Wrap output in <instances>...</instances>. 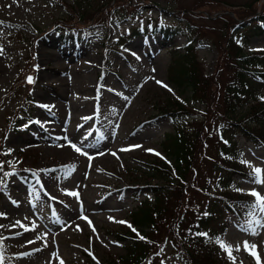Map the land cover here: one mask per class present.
Wrapping results in <instances>:
<instances>
[{"label":"rangeland","instance_id":"rangeland-1","mask_svg":"<svg viewBox=\"0 0 264 264\" xmlns=\"http://www.w3.org/2000/svg\"><path fill=\"white\" fill-rule=\"evenodd\" d=\"M167 1H172L177 7L176 0H150L149 5L141 10L144 16L148 15L150 9L155 10L154 13L159 12L153 3L164 2L161 7L165 8ZM180 2L192 6L195 0ZM228 3L237 6L246 3V0H229ZM0 5L1 18H12L17 24V27L12 25L6 33L0 25V45L10 38L6 51L0 54V67L3 68L0 73V98L4 95L5 86L12 85L8 76L17 77L21 67L30 66L29 56L35 51L36 64L43 75V80L41 76L37 79L44 87V93L34 89L36 99L43 97L42 100L50 102L59 97L60 89L63 98L50 102L49 106H53L50 111L56 113L58 118L67 113L62 120L64 125L60 126L59 122L52 120L49 109L42 107L45 103L39 102L36 108L44 110L38 116L52 122L55 130H47L46 137L30 141L31 134L20 136L15 129L17 116H9L0 108V149L3 143L6 149L13 150L7 156L8 172L16 173L8 177V195L0 193V213L3 214L0 215V256L3 257L0 264H113L114 259L126 254V243L118 242L108 231L122 230L129 225L128 213L139 204L134 196L138 195L140 200L144 198L146 175L151 176V182L164 184L163 180L158 181L152 176L151 164L156 158L171 165L162 153L161 142L167 132L173 131L174 125L164 117H159L155 122L149 121V118L157 114L158 106L170 98L192 105L191 91L183 92L168 80L170 44L160 47L159 61L154 64L146 62L149 70L144 68L135 73L126 60L115 52L114 41L120 34L121 26L114 20L109 24V43L113 47L109 55L113 59L111 67L114 74H109L107 79L98 83L95 72L103 61L102 56H97L96 48L83 49L74 60L80 63L81 68L93 70L80 69L79 63L76 65L67 59L58 60L61 64V68H58L50 56L53 53L56 57L61 55L58 50L61 32L52 30L50 26L55 19L66 16L64 8H57L53 0H0ZM122 27L124 29L125 24ZM101 31L102 36L106 37L108 27L103 26ZM187 40V35L180 36L173 45L180 48ZM263 47L264 41L254 40L247 49L252 52ZM123 51L120 48V53ZM198 53L206 65V74L211 75L217 50L205 43L199 47ZM65 70L68 75L62 80L70 82L67 92L55 88L57 79L49 80L52 76L60 78V72ZM118 71L125 74L123 81L130 87L128 92L117 79L120 75ZM261 98H264V92ZM20 100L9 99L6 104L13 108ZM197 109H202V105ZM33 117L35 114L30 115V118ZM94 117L100 122L99 135L92 131L95 128ZM103 120L105 122L102 123ZM141 122L147 123L140 125ZM51 134L54 136L48 140ZM6 135L7 140L4 139ZM66 135L88 155L76 152L69 144L67 147L62 139ZM28 138L30 142L26 143L24 140ZM44 140L47 142L43 143ZM239 144L245 148L243 164L252 174L238 177L239 185L245 192L242 193L248 195L246 193L255 189L264 195V185L255 183L253 174L255 167L264 169V150L255 149L242 139ZM33 173H38L43 187L36 182ZM71 192H78V197L68 194ZM257 220L264 224V212L259 208L252 219L239 222L227 236L225 244L232 248L235 258L233 261L225 251L231 264L257 263L253 255L245 252V241L251 247L255 246L252 247L253 251L258 253L260 264H264V226L257 224ZM252 228H255L256 234L252 233ZM30 240L35 243H29ZM176 260V255L168 250L166 263Z\"/></svg>","mask_w":264,"mask_h":264},{"label":"trees","instance_id":"trees-1","mask_svg":"<svg viewBox=\"0 0 264 264\" xmlns=\"http://www.w3.org/2000/svg\"><path fill=\"white\" fill-rule=\"evenodd\" d=\"M194 9H197V7ZM189 13L191 12L187 14L190 15ZM199 17H202V15H199ZM177 58L176 67L183 79L179 78L180 80L175 81L185 88H188V83L199 90L201 80L196 54L192 49H189L184 55H179ZM259 74L257 79L260 81L258 83L261 85V88L258 87L259 85L251 82L247 75L244 76L242 73H239V82L229 86L226 89L225 95L219 97L215 105L214 121L222 118L224 124L208 122L206 126L202 124L199 127H195L192 132L179 128L177 134L170 135L165 144L168 155L175 160V168L179 178L191 182L202 180L205 186L215 189L218 195L227 200L229 206L245 212L248 210L249 201L228 193L230 189L229 184L232 180L230 177L224 175L223 168L237 170L241 167L237 161V149L239 145L237 133H243L249 140L254 141L256 145L264 146V103H259V110L253 109L248 115H241L239 111L237 112L239 107H242L246 101L253 97V94L255 95V90L263 89L264 73ZM220 107L223 109H220ZM172 115H174L172 117L173 120L178 119L176 113ZM172 115L169 114V116ZM248 119L251 122L260 124L261 129L258 132L247 134L245 132L247 126L244 122ZM155 166L159 174L168 173L173 177L172 172L167 166L161 167L158 164ZM205 168L209 169L208 173H205L207 172ZM153 192V199L147 200L133 213L136 224L149 228V236L146 235V237H149V241L144 244L137 242V237L134 234L130 232L124 234L125 236L132 237L134 241L131 240L129 242L127 255L120 259L122 260L121 264H150L152 260H155L149 258L153 255V242H160V232H164L165 237L168 235L174 237L180 249L184 252V264H226L224 260L222 262L220 259L217 260V263L211 261L203 262L198 249L195 250L193 244L190 247H185L182 244L184 237L181 233H178L180 229L187 233L188 241L193 240V236L196 234L195 231L199 230L201 226L208 227L209 223L213 221L222 223L220 213H224L223 210L212 203L211 212L212 214H216V217L203 221L204 218L201 213L198 211L200 215H196L190 208L189 201L182 190L175 187H173L172 191L154 187ZM195 222H197L198 227L193 229L191 225ZM112 233L116 235L118 240H128L122 237L124 235L119 234V232ZM195 237L200 239V236Z\"/></svg>","mask_w":264,"mask_h":264},{"label":"snow or ice","instance_id":"snow-or-ice-1","mask_svg":"<svg viewBox=\"0 0 264 264\" xmlns=\"http://www.w3.org/2000/svg\"><path fill=\"white\" fill-rule=\"evenodd\" d=\"M2 23V22H0ZM3 52V49L0 48V54H2ZM38 68V66H36ZM155 71V70H153ZM28 82L31 84V83H34V80L32 77H28ZM156 83L158 84H162L161 81H156ZM165 88H167L168 86L167 85H163ZM169 91H171V89H169ZM264 99V98H262ZM42 107L46 108V109H49V111L51 110V107L53 106H49V105H42ZM36 123H40V121H36ZM25 127H27V125H25ZM80 126H78L79 128ZM90 134V133H89ZM5 140L8 139V136L6 135L4 137ZM62 139L66 140L68 142V144L78 153H82L83 155L87 156L88 153L86 151H82V148L81 147H78L75 143H73L72 141L68 140V138L66 136L62 137ZM61 146H64V145H61ZM136 147H139V146H136ZM13 150L12 149H8L7 151H5L3 154L4 155H9ZM148 151H153L151 149H149ZM113 155H115V153H113ZM156 155H160L159 153H156ZM243 162V161H242ZM0 172L3 173V176L0 177V193H3L5 191L8 190V183L6 182V179L7 177H11V176H14L16 175L15 172H8V171H4V164L3 162H0ZM253 174H254V182L257 183V184H262L264 185V169H261L259 167H255L253 168ZM34 176H36V182L38 184H41V187H43L42 183H41V180H40V177L38 175V173H33ZM237 191H243L242 189H237ZM69 195H72V196H77L79 195L78 192H71V193H68ZM249 195H251L252 197H254L256 199V204L253 205L254 208L258 207L260 209L261 212H264V195H261L260 192L256 191L255 189L251 190L249 192ZM54 199V197H53ZM14 204L16 203L15 201H12ZM0 215H3L2 213H0ZM85 219H87L86 217H84ZM112 219V218H110ZM89 223L91 224V222L89 221ZM119 223H126L125 221H119ZM257 224H260L261 226H264V224H261V221L257 220L256 221ZM17 224H19V221H17ZM129 227H131V225H128ZM2 227V226H0ZM93 230L95 231V228L93 226ZM134 232L136 231L134 228L132 229ZM247 230V229H245ZM252 233L253 234H256V230L255 228H252L251 229ZM139 236V234H137ZM198 235H207L206 233H203V234H199ZM139 239L143 240L145 239L143 236H139ZM29 243H35V241H32L30 240ZM217 243L220 244L221 248H223L229 255V257L231 259H233V261L235 260V258L232 256V248L226 244H224L222 241H220L219 239L217 240ZM245 243V247L248 248V243L247 241L244 242ZM253 248L255 247L254 245L252 246ZM39 250V249H37ZM237 251H239V247H237L236 249ZM251 255H253L256 260H257V264H260V257L258 255L257 252L255 251H252L251 252ZM3 257L0 256V261H2ZM62 264V262H61Z\"/></svg>","mask_w":264,"mask_h":264},{"label":"bare ground","instance_id":"bare-ground-1","mask_svg":"<svg viewBox=\"0 0 264 264\" xmlns=\"http://www.w3.org/2000/svg\"><path fill=\"white\" fill-rule=\"evenodd\" d=\"M0 20H1V19H0ZM2 24H3V26H5V27L7 26L4 22H2ZM147 49H148V51H149V50H150V47H148ZM53 56H54V55H53ZM0 71H1V69H0ZM42 99H43V97H42Z\"/></svg>","mask_w":264,"mask_h":264}]
</instances>
